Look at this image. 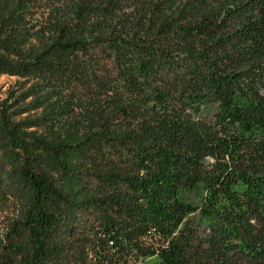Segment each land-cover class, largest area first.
Masks as SVG:
<instances>
[{
  "label": "trees",
  "instance_id": "16d2710c",
  "mask_svg": "<svg viewBox=\"0 0 264 264\" xmlns=\"http://www.w3.org/2000/svg\"><path fill=\"white\" fill-rule=\"evenodd\" d=\"M32 1L0 0V69L64 118L0 103V264H264V0H45L26 49Z\"/></svg>",
  "mask_w": 264,
  "mask_h": 264
},
{
  "label": "rangeland",
  "instance_id": "374dc122",
  "mask_svg": "<svg viewBox=\"0 0 264 264\" xmlns=\"http://www.w3.org/2000/svg\"><path fill=\"white\" fill-rule=\"evenodd\" d=\"M7 1L9 6L15 8L18 0ZM32 2L34 3L31 5L30 13L25 16V20L29 24L28 27L32 29V36L27 38L28 41L24 46L26 49L39 48L42 42L40 37L44 36L43 30H39V28L49 18V10L45 0ZM4 101L7 102V105L11 104V122L16 124L19 133L28 138L41 136L44 139H49L53 125L50 119L55 117L62 120L64 118V116L58 117L57 114L62 115L57 113L59 110H55L56 108L52 111L55 106L53 104L55 98L52 96L50 88L41 86L31 76H16L8 69H0V103ZM2 155L3 152L0 147V177L5 180L10 174L8 167L2 164ZM7 182L5 184L8 185ZM3 198L4 200H0V230L3 229L9 219L16 216L19 206V202L14 201V199L8 196Z\"/></svg>",
  "mask_w": 264,
  "mask_h": 264
}]
</instances>
